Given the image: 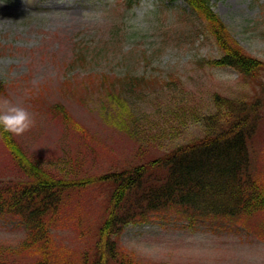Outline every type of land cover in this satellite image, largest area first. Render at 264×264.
<instances>
[{
  "label": "trees",
  "instance_id": "16d2710c",
  "mask_svg": "<svg viewBox=\"0 0 264 264\" xmlns=\"http://www.w3.org/2000/svg\"><path fill=\"white\" fill-rule=\"evenodd\" d=\"M180 1L189 21L183 35L210 37L216 46V56L199 62L234 69L242 89L212 90L200 95L205 98L200 102L174 73L89 72L82 84L94 86L117 107L123 114L120 128L140 149L160 151L144 162L98 174L70 176L61 167L30 159L15 136L0 128L13 160L12 175L0 177V217L13 218L26 230L17 249L0 244V264H12L14 252L29 259L26 264H140L120 244V234L128 224L155 220L181 221L190 229L264 231V147L255 154L251 147L264 102V58L239 43L210 0ZM126 2L131 6L139 0ZM120 30L118 41L127 36ZM80 52L74 61L78 54L85 58L81 62H91L93 56ZM4 88L0 80V96ZM153 92L157 96L149 100ZM51 111L65 124L72 122L63 103H53ZM193 126L202 134L183 140ZM96 187L98 199L89 204L88 191ZM61 224L76 228L81 243L59 244L52 229Z\"/></svg>",
  "mask_w": 264,
  "mask_h": 264
},
{
  "label": "rangeland",
  "instance_id": "374dc122",
  "mask_svg": "<svg viewBox=\"0 0 264 264\" xmlns=\"http://www.w3.org/2000/svg\"><path fill=\"white\" fill-rule=\"evenodd\" d=\"M164 2L139 0L128 6L126 0H0V80L5 84L0 101L26 109L34 120L29 131L15 136L28 158L61 167L70 176H84L160 154L152 147L140 149L120 128L123 114L118 115L117 107L94 86L82 84L95 70L161 77L174 73L200 102L212 90L229 94L242 89L234 69L199 62L218 53L210 37L194 40L183 35L189 25L182 14L186 5L180 0ZM210 3L239 43L264 58V0ZM121 28L127 36L118 41ZM80 50L87 59L93 56L91 62H81L85 58L78 54L74 61ZM155 96L153 92L148 99ZM57 101L68 110L70 124L51 111ZM260 107L251 139L254 154L264 147V102ZM201 134L193 126L183 140ZM12 163L0 140V177L12 175ZM98 192V187L89 189V204L98 199ZM180 223L128 224L120 244L140 264H264V231L190 229ZM52 230L59 244L81 243L76 228L61 224ZM25 232L15 219L0 217V244L17 249ZM28 261L14 252L12 264Z\"/></svg>",
  "mask_w": 264,
  "mask_h": 264
},
{
  "label": "clouds",
  "instance_id": "9594fccd",
  "mask_svg": "<svg viewBox=\"0 0 264 264\" xmlns=\"http://www.w3.org/2000/svg\"><path fill=\"white\" fill-rule=\"evenodd\" d=\"M34 125L30 113L21 107L11 105L9 101H0V128L13 136H21Z\"/></svg>",
  "mask_w": 264,
  "mask_h": 264
}]
</instances>
